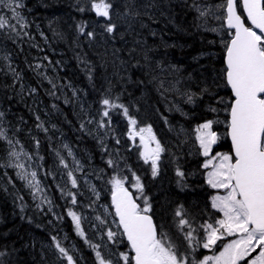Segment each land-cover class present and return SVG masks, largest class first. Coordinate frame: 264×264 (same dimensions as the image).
I'll return each instance as SVG.
<instances>
[{"label":"trees","instance_id":"obj_1","mask_svg":"<svg viewBox=\"0 0 264 264\" xmlns=\"http://www.w3.org/2000/svg\"><path fill=\"white\" fill-rule=\"evenodd\" d=\"M17 2L21 5L16 9L22 17L20 22L7 4H0V16L8 20L0 29V131L6 134V138H0V264H67L55 247L58 241L65 248L62 230L75 244L82 242L61 205L68 197L58 186L48 184L57 213H62L60 220L64 219L55 227L52 215L33 205L14 166V147H26L46 181L55 180L50 170L58 162L52 156L60 151L59 138L80 155L82 151L89 153L98 160V167L105 165L100 159L106 154L102 150L106 146L86 123L91 114L105 109V98L127 107L129 116L139 121L143 117L161 142L167 143L173 137L172 126L180 122L198 124L211 116L204 109L208 91L202 90L214 89L217 80L208 75L213 66L223 65V56L219 61L198 58L212 53L208 43L212 41L210 33L199 26L191 0H110V19L91 10L92 0ZM109 23L116 25L111 34L106 31ZM81 25L84 33L79 31ZM88 32L93 37L89 38ZM149 58L158 59L159 69L150 66ZM166 62L183 65L184 87H195L197 96L201 95L194 109H188V117L177 114L154 86L153 73ZM224 93L230 98L229 91ZM114 110L112 120L122 117L128 122L122 109ZM168 144L155 177L151 165L139 161L127 145L117 147L126 156V164L141 176L154 203L150 214L158 231L165 229L188 259L190 254L199 259L208 251L201 253L200 246H194V250L189 247L184 239L189 228L181 230L180 217L175 213L183 209L184 218L195 229L193 235L202 240L201 225L217 216L207 203L214 191L199 174L203 170L199 171V159L189 157L179 142ZM217 149L229 153L228 141L220 142ZM176 170L184 175H177ZM118 248L129 252L124 239ZM88 252L92 257L91 248Z\"/></svg>","mask_w":264,"mask_h":264},{"label":"snow or ice","instance_id":"obj_2","mask_svg":"<svg viewBox=\"0 0 264 264\" xmlns=\"http://www.w3.org/2000/svg\"><path fill=\"white\" fill-rule=\"evenodd\" d=\"M0 4H7L13 17L22 21L16 11L21 5L17 0H0ZM238 0H226V21L229 29H234L231 39L226 47V68L224 70L227 86L230 87L232 100L227 105L228 110V135L231 138V153H216L212 155V146L219 140L218 134L212 130L214 121L208 120L197 129V140L203 155L209 159L203 165L212 171L208 173V184L213 189L223 190V195H215L211 200V207L222 214V218L216 219L215 223L201 225L204 231L203 242L193 235L195 229L183 216V209L176 211L180 217L181 230L188 227L189 231L184 234V239L189 247L201 246L204 249H212L218 241L225 237L236 236L223 246L219 255L204 256L203 259H193L191 264H264V0H243V11L251 26H246L245 20L237 14ZM113 8L110 0H92L91 10L99 17L110 19V10ZM84 9H81L83 11ZM205 13L201 12V15ZM8 24V20L0 16V29ZM116 25L109 23L106 31L111 34ZM258 30V31H257ZM79 31L84 33V26H79ZM93 37L92 32L86 34ZM192 102V97H188ZM105 106L104 117L109 116L108 109L120 108L123 115L128 118L129 138L135 139L137 135L143 144L144 133L151 135V127L140 128L136 131L137 121L129 116V110L122 104H115L110 99L102 101ZM216 111V109H212ZM0 115H3L0 113ZM110 124L111 121L109 120ZM105 127L102 120L99 125ZM0 138H6V134L0 131ZM12 143L11 140L8 141ZM119 143V140H117ZM147 149V144H145ZM164 151L159 141H156L155 149L151 152H143L141 156L145 163L151 161L152 175L158 174V161ZM71 154V153H69ZM11 156L19 158V154L12 152ZM61 163L63 160L61 159ZM109 160L108 164L113 165ZM23 169V164L14 165ZM65 167L67 165L65 164ZM22 179H28L25 172L19 173ZM30 187L39 189V182L35 181L36 172L31 174ZM135 175V174H133ZM177 175L183 176L178 171ZM71 184L77 187V180L69 172ZM112 204L115 214L119 217V225L123 228L131 255L128 252H120L119 259L123 264H189L186 255L181 254L175 242L167 233L158 231L153 219L148 213L151 206L147 198L144 199V207L136 203L132 194L124 187L123 179L113 177ZM136 188L143 191L139 178H136ZM93 191L95 189L93 188ZM71 203H77L75 194L69 192ZM50 203V202H49ZM77 234L82 238L85 233L81 227V216L71 209L68 211ZM101 224L103 220L98 216ZM108 240L115 241L117 233L109 230L106 233ZM54 241L55 237L52 238ZM96 252L97 264H113L111 259L105 258L97 249L96 244H90ZM61 257H66L67 264H75L71 255L57 241L55 244ZM3 255V253H0Z\"/></svg>","mask_w":264,"mask_h":264},{"label":"rangeland","instance_id":"obj_3","mask_svg":"<svg viewBox=\"0 0 264 264\" xmlns=\"http://www.w3.org/2000/svg\"><path fill=\"white\" fill-rule=\"evenodd\" d=\"M180 1L186 3L190 2V0ZM192 1L194 4L193 9L196 12L198 18L199 26L204 30H208L214 35V39H211L212 43L208 42L211 45L210 47H212V49H210L212 50V53L202 54L198 56V58H210L212 59V61H219L221 55H224V52L226 51L225 45L231 39V33H233L231 30H227L224 27L226 19V0H191V2ZM237 8L239 14H241L239 2ZM201 12L205 14L201 15ZM198 58H194L193 60H196ZM149 59L150 63H153H151L150 66L152 68L159 69V66L161 64H158V59H156L155 61L153 60V58ZM214 68L216 69L214 70ZM183 70L184 67L181 64L176 65L173 62H166L165 66L164 64L161 66V70L159 72L155 71L153 73V82L157 91L167 99H169L167 100L168 103L171 102L173 104L174 111L181 117H188V109L191 110L196 106V98H201V95L197 96L195 87L194 89H192L193 87H184V79L182 77ZM224 70L225 67L223 65L218 64L217 67L213 66L208 76H210L211 79L217 80L216 84L213 83L212 85L214 86V89H212L213 87L211 89L209 87H205V89L202 90V92H204L205 90L208 91L207 99L204 102V109L206 112L209 111L211 116L198 124L193 122L190 125H187L184 122H180L175 126H172L170 129L172 130L173 137L168 141L170 143H173L174 145L178 142L181 143L186 149L185 151L189 157L199 159V171H201L202 169L204 170H202L203 172H199V174L203 178L205 185L210 190L212 189L214 191L208 197L207 203L210 205V207L212 197L218 194L223 195L224 192L223 190L213 189L207 182L208 173L212 171V168L211 166L208 168L203 167V165L209 158L203 155V150L200 148L199 141L197 140L198 133L196 129L208 120H212L214 121L212 130L215 131L219 136L217 145L214 147H218V142L228 141L227 128L229 117L227 105L231 102V100L227 96V94H222L223 90H226L227 87L225 84L226 80ZM189 96L192 97V102H189ZM212 109H216V111H212ZM104 110L102 109L101 111H99L96 114L97 116L91 114L86 121L88 129L92 130L96 134V136L100 137L102 139V141L100 139L101 143L103 144V146H106L102 149L106 154L101 155L100 159V162L104 163L105 165H102L101 167L100 165L98 167V160L94 159L89 153L82 151L80 155L71 144L69 145L68 143H66V141H61V139L59 138L58 147L60 151H57L55 155L52 156V158L57 157L58 162L55 168L53 170H50V173L52 175L55 174V180L46 181L45 178L41 175L40 170L36 166V160L34 156L29 154L25 150L26 147L19 145V147L21 148L14 147L13 150V152L19 154L18 159L14 157L15 165H24L23 169L16 167L18 173L25 172L28 174V179H23V182L29 190L33 205L40 207V209L43 211L45 210L49 212L52 215L51 220L55 221V227H58V222H62L61 220L64 219L61 218L60 220L62 214H60V211H58L57 213L53 198L51 197L48 190L49 183L58 186L63 195L68 197L66 201H61V205L63 206L64 212L70 220L71 227L75 230L76 234L77 231L75 229V225L71 217L68 215V211L71 209L72 211H75L79 216H81V227L85 233L84 238L77 234V236L82 240L81 243H78V245L75 244L74 240L71 239L65 229L62 230V234L60 235L61 241L66 244V251L73 257L75 264H97L96 252L95 250H93L90 244L99 245L100 247L97 250L100 251L105 258L111 259L113 261V264H123V262L119 259V253L128 251L125 248H118V245H120L121 240L124 239V236L122 235L110 204V195L112 193L111 180L113 179V177L123 179L124 186L129 188L137 203H140L141 208L144 207L145 198H147L148 203L151 207L154 204L147 196L148 193H146L145 191V186L143 185L141 176L134 171L132 165L130 166L126 164V156L123 154V151L120 152L119 148L117 147L118 144L127 145V149L129 151L131 150L134 156L137 157L139 161L150 166L151 161L145 163L143 157L141 156V153L146 151L140 141L139 135H137L135 139H130L128 134L130 126L128 122L126 123L124 118L122 117L120 120H112V118L114 117L113 112H115L114 109H108L109 116L104 117ZM139 118H141V121H139L138 118H135L137 121V125L135 126L137 132L140 128L149 127V124L146 123V120L143 117ZM102 120L105 122L104 128H101L99 126ZM109 120L111 121L110 124L108 123ZM150 127L152 129L151 135L155 137V140L150 139V135L147 132L143 134L147 142V146L149 145L150 147V150L155 149L156 141H159L163 149L164 146L169 147L168 142L162 143L160 138L155 133V129L152 126ZM117 140H119V143H117ZM162 153L160 154V156L162 155ZM216 153L222 152L216 151V148H213L212 146L211 154L215 155ZM61 159L63 160V163H61ZM109 160H112L114 162L113 165L110 166L108 164ZM65 164L67 165V167H65ZM149 168L150 170H152L151 167ZM176 171L178 172V170ZM32 172L37 173L33 184L38 181L39 189L29 186L28 181L32 180V177L30 175ZM69 172H71L72 176L76 178L78 185L77 187L72 186L70 177L68 176ZM137 177L139 178V181L143 186L142 193L135 186ZM93 188L95 189V191H93ZM69 192L75 194L77 197V203L75 205L71 203V198L67 195V193ZM211 209L214 210L217 214L216 218L212 220V222H210L214 224L216 219L222 218V214L212 207ZM98 216L101 218V220L104 221L103 224H101L100 221L96 219V217ZM109 230L117 233L115 241L108 240L106 233ZM201 235L202 243L203 237L205 235L203 229ZM237 238L238 237L236 236L225 237L223 240L218 241L217 245L212 249H204L200 246L199 250H201V253H203V251L208 252L202 254V256L197 260L203 259L204 256L219 255L220 251L223 250V246L225 244ZM80 244L86 247L87 253L83 252V247ZM88 248H91L92 250V257L88 252ZM184 255H186L188 258V254ZM193 259L196 258H194V256L190 254L188 259L189 264H191V261Z\"/></svg>","mask_w":264,"mask_h":264},{"label":"water","instance_id":"obj_4","mask_svg":"<svg viewBox=\"0 0 264 264\" xmlns=\"http://www.w3.org/2000/svg\"><path fill=\"white\" fill-rule=\"evenodd\" d=\"M238 2L240 3V8H241V16H242V19H244L245 20V24H246V26H251L250 25V22L247 20V18H246V13H244V11H243V0H238ZM237 10V14H239V12H238V8L236 9ZM225 12H226V7H225ZM226 15H227V12H226ZM225 28L226 29H229L228 27H227V21H226V19H225ZM229 30H232L233 32H234V29H229ZM258 31V30H257ZM230 41V40H229ZM225 61H226V51L224 52V59H223V63H224V65H225V68H226V63H225ZM227 84V83H226ZM228 87V86H227ZM228 89H229V92H230V95H231V97H232V93H231V89H230V87H228ZM233 98V97H232ZM227 137H228V142H229V144H230V148H231V151H232V145H231V138H230V136L228 135V129H227ZM145 144H147V142H146V140L144 141V143H143V146H144V148H145ZM217 145V143L215 144V145H213V146H216ZM145 151L146 152H151V150H150V147H149V145L147 146V149H145ZM125 187V186H124ZM131 194H132V192L129 190V188H127V187H125ZM132 197L135 199V197L133 196V194H132ZM135 201H136V199H135ZM136 203H137V201H136ZM110 204H111V208H112V211H113V213H114V216H115V218H116V220H117V223H118V225H119V217H117L116 216V214H115V208H114V206H113V204H112V193H111V195H110ZM138 204V203H137ZM148 215H150L149 213H148ZM151 216V215H150ZM152 217V216H151ZM152 219H153V217H152ZM153 222H154V219H153ZM154 224H155V222H154ZM119 227H120V230H121V232L123 233V228H122V226H120L119 225ZM124 236V240L126 241V243H127V245H128V242H127V238H126V236L125 235H123ZM130 249V248H129ZM130 252H131V250H130Z\"/></svg>","mask_w":264,"mask_h":264},{"label":"flooded vegetation","instance_id":"obj_5","mask_svg":"<svg viewBox=\"0 0 264 264\" xmlns=\"http://www.w3.org/2000/svg\"><path fill=\"white\" fill-rule=\"evenodd\" d=\"M176 1H179V2H181L180 0H176ZM167 100H169V99H167ZM218 150V149H217ZM196 239H197V237H196ZM130 253V252H129ZM130 255H131V253H130ZM195 258V257H194ZM197 260V259H196Z\"/></svg>","mask_w":264,"mask_h":264},{"label":"bare ground","instance_id":"obj_6","mask_svg":"<svg viewBox=\"0 0 264 264\" xmlns=\"http://www.w3.org/2000/svg\"><path fill=\"white\" fill-rule=\"evenodd\" d=\"M101 52V51H100Z\"/></svg>","mask_w":264,"mask_h":264}]
</instances>
